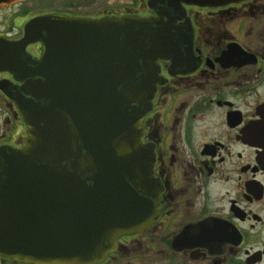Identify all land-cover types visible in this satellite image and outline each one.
I'll return each mask as SVG.
<instances>
[{"label":"flooded vegetation","instance_id":"flooded-vegetation-1","mask_svg":"<svg viewBox=\"0 0 264 264\" xmlns=\"http://www.w3.org/2000/svg\"><path fill=\"white\" fill-rule=\"evenodd\" d=\"M170 1L0 0V153L27 140L15 100L42 53L32 23L174 14L191 25L193 46L157 61L139 138L160 208L93 264H264V0Z\"/></svg>","mask_w":264,"mask_h":264},{"label":"water","instance_id":"water-1","mask_svg":"<svg viewBox=\"0 0 264 264\" xmlns=\"http://www.w3.org/2000/svg\"><path fill=\"white\" fill-rule=\"evenodd\" d=\"M157 14L32 23L42 53L28 61L15 100L27 140L0 153V256L93 264L158 212L141 120L157 61L186 56L193 34L176 15Z\"/></svg>","mask_w":264,"mask_h":264}]
</instances>
